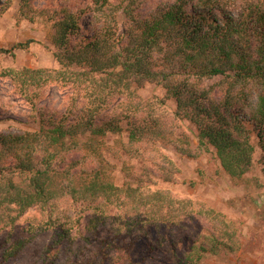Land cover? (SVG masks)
<instances>
[{
	"label": "trees",
	"instance_id": "obj_1",
	"mask_svg": "<svg viewBox=\"0 0 264 264\" xmlns=\"http://www.w3.org/2000/svg\"><path fill=\"white\" fill-rule=\"evenodd\" d=\"M89 2L82 9L58 0L38 10L20 0V17L32 23L39 18L53 30L49 39L59 69L0 74L32 106L37 122L31 131H0V225H14L35 209L40 215L32 231L62 227L64 237L72 215L92 212V230L113 218L101 252L129 253L145 241L171 264L239 252V228L223 212L148 184L153 171L164 182H177L179 170L159 144L191 159L213 149L235 185L257 163L264 173V0H162L146 12L142 0ZM11 5L6 0L0 15ZM31 43L0 48V55L13 56ZM52 84L73 91L63 112L36 108ZM146 84L163 89L164 98L142 99L138 92ZM107 155L128 159L120 160V186ZM132 160L143 164L140 174ZM198 220L208 227L188 234V250L181 251L180 235ZM152 228L161 231L155 241ZM23 245L6 249L4 261Z\"/></svg>",
	"mask_w": 264,
	"mask_h": 264
},
{
	"label": "rangeland",
	"instance_id": "obj_2",
	"mask_svg": "<svg viewBox=\"0 0 264 264\" xmlns=\"http://www.w3.org/2000/svg\"><path fill=\"white\" fill-rule=\"evenodd\" d=\"M141 12H146L162 0H142ZM33 8L41 10L52 7V2L58 0H30ZM6 0H0V6ZM20 0H12V5L0 15V48L11 49L16 44L33 40L27 50H16L14 55H0V74L3 70H31L59 69L58 63L53 56V48L50 44L49 35L53 32L50 25L44 24L39 18L35 22H29L18 15ZM73 7L79 5L83 8L90 4L89 0H70ZM119 23L123 24L121 15ZM86 20V19H85ZM86 23V21H85ZM121 26L119 28L121 29ZM73 91L69 88L50 85L42 90L36 99V108L41 111L55 110L63 112L71 102ZM138 95L142 99L154 97L164 98L165 91L160 87L146 84L139 90ZM169 110L175 107L172 101H167ZM36 112L24 98L16 91L14 84L7 78L0 75V131L13 130H34L37 122L33 119ZM185 128L190 129L188 125ZM193 143L194 135L191 134ZM125 138V135L122 136ZM114 136H110L108 144H112ZM159 150L169 158L179 170L175 176L176 183L164 182L158 172L153 171L148 186L152 190H165L177 198L188 199L194 203L204 204L223 212L228 219L235 222L239 228V241L241 250L234 254L218 256L208 255L199 264H264V173L259 163L253 168L250 174L245 176L243 182L235 185L222 170L220 163L213 149L203 153L197 159H191L179 155L171 147L158 145ZM107 158L114 165L113 177L115 184L120 186L123 181L120 160H128L122 155L120 159H114L111 155ZM261 158L259 149L255 152V159ZM134 171L142 172L143 164L140 161H130ZM152 180V181H151ZM113 212L110 217H113ZM39 211L31 209L27 211L18 221L11 226L0 225V264H171L168 256L160 252H150L149 244L141 241L137 246L127 253L124 250L100 251L102 242L109 235V229L113 218L108 219L110 225H98L94 230L88 227L96 214L89 212L72 215L68 235L61 237L63 230L59 227L55 230L40 229L32 231L34 219L39 218ZM88 227V228H87ZM208 227L207 223L198 220L193 228L180 236H183L184 246L181 251L188 250L190 238L188 234L202 233ZM160 230L152 228L150 231L151 240L155 241ZM174 233L176 230H174ZM111 234V233H110ZM164 234L170 235L169 231ZM180 236L178 238H180ZM23 242V248L13 259L4 261V251L16 243ZM100 252H99V251ZM102 256L106 258L102 261Z\"/></svg>",
	"mask_w": 264,
	"mask_h": 264
}]
</instances>
